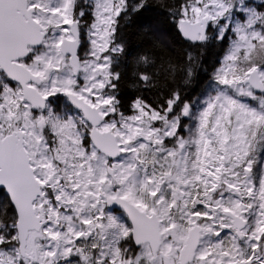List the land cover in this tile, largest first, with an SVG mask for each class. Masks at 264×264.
Listing matches in <instances>:
<instances>
[{"label": "snow or ice", "instance_id": "6c2138e0", "mask_svg": "<svg viewBox=\"0 0 264 264\" xmlns=\"http://www.w3.org/2000/svg\"><path fill=\"white\" fill-rule=\"evenodd\" d=\"M0 264H264V0H0Z\"/></svg>", "mask_w": 264, "mask_h": 264}, {"label": "trees", "instance_id": "16d2710c", "mask_svg": "<svg viewBox=\"0 0 264 264\" xmlns=\"http://www.w3.org/2000/svg\"><path fill=\"white\" fill-rule=\"evenodd\" d=\"M150 33H165L169 37L174 35V29L171 28L167 22L166 16L159 9L146 11L132 20L126 21L125 26H122L126 51L129 53L127 67H121V71L125 72V77L121 83V99L125 106H127L132 96L136 95L135 90L130 87L127 72L134 57L149 49L151 39ZM176 51L178 54L183 51L179 44L176 46ZM221 55L222 50L218 46H214L203 52L202 59L204 68L200 70V78L204 80L205 83L207 82L206 77L211 73V69ZM202 90V87L195 89L197 93ZM188 94H192L191 89Z\"/></svg>", "mask_w": 264, "mask_h": 264}]
</instances>
